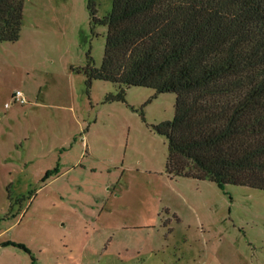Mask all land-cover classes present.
<instances>
[{
    "label": "rangeland",
    "instance_id": "1",
    "mask_svg": "<svg viewBox=\"0 0 264 264\" xmlns=\"http://www.w3.org/2000/svg\"><path fill=\"white\" fill-rule=\"evenodd\" d=\"M105 32L87 0H23L0 43V264H264V190L167 174L175 94L88 82Z\"/></svg>",
    "mask_w": 264,
    "mask_h": 264
},
{
    "label": "trees",
    "instance_id": "2",
    "mask_svg": "<svg viewBox=\"0 0 264 264\" xmlns=\"http://www.w3.org/2000/svg\"><path fill=\"white\" fill-rule=\"evenodd\" d=\"M93 25L106 28L88 82L174 93L165 170L264 190V0H112ZM23 0H0V43L19 39ZM114 98L113 96H108ZM124 100L123 89L115 96Z\"/></svg>",
    "mask_w": 264,
    "mask_h": 264
},
{
    "label": "built area",
    "instance_id": "3",
    "mask_svg": "<svg viewBox=\"0 0 264 264\" xmlns=\"http://www.w3.org/2000/svg\"><path fill=\"white\" fill-rule=\"evenodd\" d=\"M12 103L14 102H19V103H24L25 100H24V97H23V94L20 92V91H16L12 96ZM8 105V104H7Z\"/></svg>",
    "mask_w": 264,
    "mask_h": 264
}]
</instances>
